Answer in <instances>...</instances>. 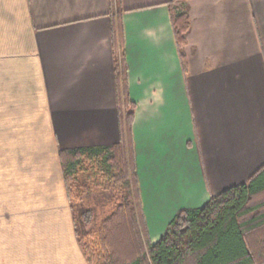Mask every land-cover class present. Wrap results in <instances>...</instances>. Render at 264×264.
Returning a JSON list of instances; mask_svg holds the SVG:
<instances>
[{
  "label": "crops",
  "instance_id": "crops-1",
  "mask_svg": "<svg viewBox=\"0 0 264 264\" xmlns=\"http://www.w3.org/2000/svg\"><path fill=\"white\" fill-rule=\"evenodd\" d=\"M166 1L0 0V264L89 263L59 151L119 140L125 78L153 243L264 165V0H186L185 67Z\"/></svg>",
  "mask_w": 264,
  "mask_h": 264
},
{
  "label": "trees",
  "instance_id": "trees-1",
  "mask_svg": "<svg viewBox=\"0 0 264 264\" xmlns=\"http://www.w3.org/2000/svg\"><path fill=\"white\" fill-rule=\"evenodd\" d=\"M185 2L166 1L184 67L186 34L191 27ZM115 34L114 26V40ZM125 81L123 104L122 94L118 97L119 140L59 151L69 197L86 165L91 175L110 179L117 191L114 212L104 220L95 240L83 243L88 264H264V165L247 182L232 185L203 206L180 209L156 242L147 237L139 225L143 216L130 154L136 106Z\"/></svg>",
  "mask_w": 264,
  "mask_h": 264
},
{
  "label": "rangeland",
  "instance_id": "rangeland-1",
  "mask_svg": "<svg viewBox=\"0 0 264 264\" xmlns=\"http://www.w3.org/2000/svg\"><path fill=\"white\" fill-rule=\"evenodd\" d=\"M86 167L87 165L80 169L79 178L73 182V191L69 197L77 237L82 249L85 241L95 240L104 220L114 212L118 203L113 182L100 174L91 175ZM140 220L139 225L145 228L144 222Z\"/></svg>",
  "mask_w": 264,
  "mask_h": 264
}]
</instances>
